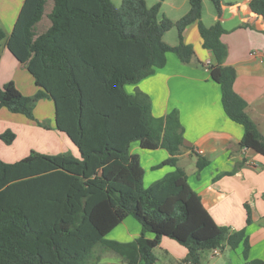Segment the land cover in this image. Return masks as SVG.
<instances>
[{
  "label": "trees",
  "instance_id": "16d2710c",
  "mask_svg": "<svg viewBox=\"0 0 264 264\" xmlns=\"http://www.w3.org/2000/svg\"><path fill=\"white\" fill-rule=\"evenodd\" d=\"M51 1V24L42 34L35 36L33 26L47 0H24L9 36L0 29V43L6 39L8 52L39 88L26 97L13 82L5 83L0 108L35 121L37 102L52 100L55 127L79 157L31 152L14 163L0 160V264H93L98 245L126 264H154L153 249L163 237L184 246L193 264H199L204 250L225 246L234 250L243 244L247 255L244 231L218 226L176 166L183 141L177 111L154 117L145 93L124 90L163 68L168 53L184 64L196 62L183 37L186 27L196 24L203 47L216 60L208 69L220 86L224 113L244 128L240 145L264 156V137L233 90L235 70L224 65L221 24L203 25L202 0H189V11L176 22L159 18L163 0L151 7L146 0H122L119 7L111 0ZM211 2L220 14L221 0ZM249 6L264 19V0H251ZM172 27L178 31L176 46L162 40ZM14 138L11 131L0 135L6 145ZM133 142L145 150H166L169 157L154 168L173 170L144 187V170L129 151ZM196 165L200 170L205 163L198 159ZM128 216L140 224V236L127 243L106 241Z\"/></svg>",
  "mask_w": 264,
  "mask_h": 264
},
{
  "label": "crops",
  "instance_id": "0c3cea01",
  "mask_svg": "<svg viewBox=\"0 0 264 264\" xmlns=\"http://www.w3.org/2000/svg\"><path fill=\"white\" fill-rule=\"evenodd\" d=\"M23 1L0 0V22L6 27V37L16 20L15 7V12L19 13ZM48 1L51 0L46 3ZM111 1L116 7L122 3V0ZM250 1L221 0L219 14L211 0H202L201 22L206 27L217 22L221 24L224 33L220 40L227 49L224 65L232 67L236 73L233 90L246 102L247 115L264 137V19L251 11ZM155 3V0H146L148 7ZM189 8V0H163L158 16L176 22ZM43 16L33 26L35 36L50 27L49 18L43 23ZM183 37L185 44L194 50L198 62L184 64L175 54L168 53L163 68L156 69L136 84L125 85L124 90L129 95L136 91L145 93L150 98L154 117L177 111L183 141L176 166L185 172L189 186L218 226L226 227L230 232L244 231L249 244L247 255H243V244L234 250L225 246L217 254L213 250H204L199 264H246L249 261L264 264V156L240 145L244 128L224 113L220 86L212 80L208 69L216 64V60L212 52L203 47L197 25L187 26ZM162 40L169 46L178 45L177 28L165 32ZM5 41L0 43V88L11 81L23 96L35 95L39 88L26 67L8 52ZM255 51L259 54L252 55ZM36 111L38 116L32 121L0 108V135L6 131L15 135L10 145L0 140V160L14 163L31 152L68 153L78 158L77 148L55 127L52 100H39L34 115ZM129 151L139 158L144 170V187L173 170L167 165L154 168L169 157L164 149L145 150L139 142H133ZM198 159L205 163L200 170L196 165ZM247 209L249 224L246 223ZM140 234V224L128 216L104 239L127 243ZM146 237L152 238V235ZM153 254L154 264H193L188 260L187 249L167 237L160 240ZM92 257L93 264H126L122 257L103 245L94 248Z\"/></svg>",
  "mask_w": 264,
  "mask_h": 264
},
{
  "label": "rangeland",
  "instance_id": "374dc122",
  "mask_svg": "<svg viewBox=\"0 0 264 264\" xmlns=\"http://www.w3.org/2000/svg\"><path fill=\"white\" fill-rule=\"evenodd\" d=\"M51 7H52V2L51 1H48V3H46V5H45V7H44V16H43V23L45 22V21H47V19H48V17H47V12H49V10L51 9ZM15 10H16V7H15ZM15 10H14V14H15V18H17V16H18V13H16L15 12ZM15 20V19H14ZM16 21V20H15ZM14 21V22H15ZM0 29L3 31V32H7V30H6V27L0 22ZM38 29V27L36 26L35 27V30H37ZM36 115L38 116V112L36 111V113H35V115H34V117L35 118H37L36 117ZM37 120V119H36ZM45 123L46 124H48L49 122L48 121H45ZM132 217V216H131ZM135 219V218H134ZM136 220V219H135ZM137 221V220H136Z\"/></svg>",
  "mask_w": 264,
  "mask_h": 264
},
{
  "label": "built area",
  "instance_id": "2783aa9c",
  "mask_svg": "<svg viewBox=\"0 0 264 264\" xmlns=\"http://www.w3.org/2000/svg\"><path fill=\"white\" fill-rule=\"evenodd\" d=\"M259 53L257 51L253 52L252 55H258ZM214 253H218L219 252V249L216 248V249H213Z\"/></svg>",
  "mask_w": 264,
  "mask_h": 264
}]
</instances>
